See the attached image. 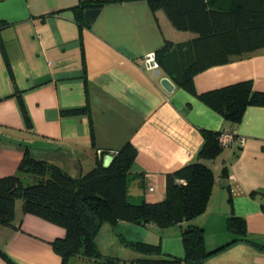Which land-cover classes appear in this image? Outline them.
I'll list each match as a JSON object with an SVG mask.
<instances>
[{
  "label": "crops",
  "instance_id": "obj_1",
  "mask_svg": "<svg viewBox=\"0 0 264 264\" xmlns=\"http://www.w3.org/2000/svg\"><path fill=\"white\" fill-rule=\"evenodd\" d=\"M78 1L0 0V17L7 21L1 30L5 51L0 49V178L18 172L25 146L33 156L79 176L95 165L101 150L111 154L131 141L138 155L129 199L161 201L166 175L197 160L205 142L200 129L228 131L240 140L223 146L211 161L216 183L207 209L192 222L203 226L206 246L214 249L232 236L228 217L240 215L251 241L235 242L197 264H264V106L247 107L232 123L177 84L168 93L161 85L165 73L149 68L144 57L165 38L183 42L195 33L177 29L164 10L153 13L146 0H135L105 4L81 34L71 9ZM85 79L95 144L89 116L66 112L85 106ZM244 79L264 91V47L199 72L195 86L204 92ZM15 84L23 91L31 128ZM14 224H0V264H62L52 242L65 236L64 228L23 213L21 200ZM152 229L160 227L119 221L102 228L149 243L155 240L150 235L158 237ZM78 257L86 260L73 256L69 262Z\"/></svg>",
  "mask_w": 264,
  "mask_h": 264
},
{
  "label": "trees",
  "instance_id": "obj_2",
  "mask_svg": "<svg viewBox=\"0 0 264 264\" xmlns=\"http://www.w3.org/2000/svg\"><path fill=\"white\" fill-rule=\"evenodd\" d=\"M125 1L135 0H79L71 9L81 34L92 26L105 4ZM146 1L153 13L164 10L177 29L195 33L192 39L183 42L165 38L155 50V59L166 76L232 123L242 119L247 107L264 106V91L255 89L252 79L204 92L197 91L195 86V76L199 72L264 47V0ZM6 25L7 21L0 17V49L3 52L1 30ZM5 62L14 80L7 56ZM85 92V106L66 112H83L89 116L91 140L95 144L87 79ZM14 95L31 128L23 91L16 84ZM200 131L205 142L197 160L166 175V197L156 202L129 199L131 168L138 155L131 141L111 153L114 159L108 167L104 166V157L110 152L101 150L95 165L79 176H72L57 164L33 156L25 146L18 172L0 178V224L15 226L16 203L21 200L23 213L64 228L65 236L52 242L62 257V264H68L73 256H81L89 264H197L235 242L251 241L246 220L240 215L228 217L227 227L232 236L214 249L206 246L203 226L192 222L207 209L216 183L211 161L222 153L224 146L219 140L221 131L205 128ZM227 168L224 164L223 177L228 174ZM119 221L142 226L179 225L184 256L163 252L160 244L125 238H122L124 244L139 256L125 259L103 254L98 235L105 224L115 225Z\"/></svg>",
  "mask_w": 264,
  "mask_h": 264
},
{
  "label": "rangeland",
  "instance_id": "obj_3",
  "mask_svg": "<svg viewBox=\"0 0 264 264\" xmlns=\"http://www.w3.org/2000/svg\"><path fill=\"white\" fill-rule=\"evenodd\" d=\"M152 231H154L158 237L150 235L155 239L151 241V244H160V248L163 252H172L171 254L174 256H184L185 248L179 225L160 227V230L152 229ZM162 241H164V244ZM98 245L105 255H114L124 257L125 259L138 256V253L132 247L124 245L123 240L120 236L117 237L114 231L107 232L104 230L103 232V230H101L98 235ZM68 264H88V262L78 257L75 260H70Z\"/></svg>",
  "mask_w": 264,
  "mask_h": 264
},
{
  "label": "built area",
  "instance_id": "obj_4",
  "mask_svg": "<svg viewBox=\"0 0 264 264\" xmlns=\"http://www.w3.org/2000/svg\"><path fill=\"white\" fill-rule=\"evenodd\" d=\"M144 62L151 69L160 68L159 64L157 63V61L155 59V53L154 52L147 54L144 57ZM237 139L240 140L239 137H237L236 135H234L233 133L228 132V131H223L219 136V140L221 141L222 145H224V146H229V145L235 143Z\"/></svg>",
  "mask_w": 264,
  "mask_h": 264
},
{
  "label": "water",
  "instance_id": "obj_5",
  "mask_svg": "<svg viewBox=\"0 0 264 264\" xmlns=\"http://www.w3.org/2000/svg\"><path fill=\"white\" fill-rule=\"evenodd\" d=\"M161 85L168 93H172L177 86L176 83L168 76L162 77ZM113 159L114 156L112 154L105 155L104 166L108 167L112 163Z\"/></svg>",
  "mask_w": 264,
  "mask_h": 264
}]
</instances>
